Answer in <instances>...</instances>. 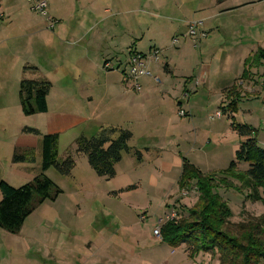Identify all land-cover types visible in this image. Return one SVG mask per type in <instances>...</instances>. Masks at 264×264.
<instances>
[{
	"label": "crops",
	"instance_id": "1",
	"mask_svg": "<svg viewBox=\"0 0 264 264\" xmlns=\"http://www.w3.org/2000/svg\"><path fill=\"white\" fill-rule=\"evenodd\" d=\"M227 2L231 6H226ZM173 3L178 7L184 5L188 8H200L208 14L198 20L202 21L203 29L208 32L207 37L200 41L201 45L202 41L205 40V47L200 51L202 54L204 50L206 53L213 50L214 53L224 57V66L212 73L210 66L203 65V70L198 75L193 73L194 69H191L192 73L180 79L170 62L163 61L161 68L153 67L154 63L157 62H152L150 70L157 68L155 71L161 77L160 81L157 82L149 76L141 77V89L136 90L126 75L128 55L132 51L147 53L153 47L163 51L169 45L171 46L174 38L170 32L167 35V44L163 45L161 39L149 34L150 27L144 32H140L142 31L141 19L136 21L135 28L129 29L127 23L118 22L116 19L114 21L109 16L99 17L98 15H101L100 6L95 9L97 15L90 17L81 12L76 13V6L73 4L66 5L65 1L59 5L61 8L55 7L56 14H51L54 20L53 27H51L47 17L46 20H37L33 19L30 14L25 15L24 13L20 16V10L23 7L22 0H0V11L2 8H6V13L10 17L14 15V18L19 20H13L11 27L0 23V35L3 37L0 39V130L7 131L6 125L13 124L14 119L17 118L23 123L20 128L22 132L25 126H30L38 129L41 134L58 135L60 150L62 142L65 143L68 140L69 147H71L78 137H91L90 135L93 136V134L90 133H95L103 125L122 127L133 133L131 146L144 151V153L142 151L143 159L141 162L146 160V153L151 155L152 152H155L156 156H152L153 163L163 165L164 171L171 170L173 167L182 170L186 158L203 172H209L201 168V165L194 160L193 155L196 152L208 154L210 150L208 146L213 144V131L211 128L208 130V143L206 145L199 143L200 131L197 130L198 128L194 123L196 115L193 114L195 108H199L198 104L196 101L191 103L194 95L189 96L184 101H181V95L185 91L196 92L197 94L199 86L202 85L208 94L203 95L204 98L198 95V100H204L203 102L207 107L215 102L214 90H221L218 94L220 95L218 107L221 108L228 103L225 90L237 84L234 82L241 75L236 77L231 84L229 83V77L234 72L232 69L234 55L238 60L237 57L240 55L237 51L241 50V54L248 55L246 57L248 58L255 54L259 48H263L260 46L254 51L253 45L248 46L250 38L247 29L249 30L252 25L264 22V0H213L212 4H216L215 9L208 8L210 5L207 0H178L177 2L173 0ZM93 5V7H97L96 1L93 2ZM63 8L69 13L63 12ZM125 8L129 10L127 7ZM104 12L109 13L110 9L106 7ZM238 12L242 14L233 15L223 20L216 19L212 25L205 27V24L210 23L214 16ZM259 13L262 15L260 16ZM192 15H196V12ZM0 17H3V12L0 13ZM21 18L27 23L21 22ZM162 19L165 20L168 17L164 16ZM185 23L187 24H185L187 31L184 35L189 37L188 20ZM164 24L166 23L164 22ZM8 29L11 31L10 33ZM222 33L229 35V40L221 44L217 39ZM145 35H148V42L150 43L146 44V48L143 44ZM159 36L164 38L166 33L160 32ZM1 45L4 46V50L1 49ZM172 45L175 46L173 42ZM44 50L47 51L46 54H44ZM160 61L161 59L157 64H160ZM106 62L111 63V67L108 69L104 67ZM191 66L192 63L189 67ZM24 67L29 70H25ZM9 73H12L11 76ZM23 77L46 80L51 83L46 112L30 116L23 113L19 97V83ZM176 80H180V84ZM196 80L199 81V84H196ZM155 81L157 85H155ZM164 104L167 106H163ZM177 105L178 108L186 106L188 111L187 116L178 117L179 121L176 120L177 118L175 119V114H168V109L173 107L177 109ZM161 110L162 112L159 113ZM176 115L178 116V114ZM28 117L35 119L32 125L27 124ZM186 118L189 121H186ZM231 122L230 120V126L225 128L222 134L236 132L232 128ZM218 126L221 127V125ZM20 134L21 140L18 145L23 148H34L37 153L39 150L42 158L41 135ZM188 136H190L189 140H186ZM141 142L143 143L140 144ZM233 150L235 157L237 149L233 147ZM167 151L175 152V159L172 162L159 161ZM68 154L69 149L65 148L64 152H59V157L64 159ZM129 155L133 161L132 158L135 155L133 153H129ZM219 158L224 160L225 157L220 156ZM36 161L40 162L37 155ZM210 169L215 171L217 168ZM167 205L170 206L169 203ZM24 227L25 223L18 234L4 235L5 246L6 242L11 243L8 244V251H6L8 256L12 253L15 255L21 252L26 255L34 247H38V252L41 253L40 258L34 257L36 259L42 258L41 262L43 263L49 261L50 264H62L64 262L62 259L68 257L70 262L65 261L64 264H102L106 261L104 254L94 252L96 248L99 249V246L92 248L93 246L87 245L90 238L83 237L84 243L89 246V251L85 253L77 254L80 252V248L75 250V248L70 247L64 250V247L59 245L54 248L51 247L49 250L46 241L39 239L41 238L39 233L30 235ZM98 232L99 234L95 239L106 240L107 237L103 230ZM89 242L95 244L94 241ZM100 246L106 247V241ZM72 252L75 254L72 255ZM35 258L29 259L30 264H41ZM13 264L18 263L14 262Z\"/></svg>",
	"mask_w": 264,
	"mask_h": 264
},
{
	"label": "rangeland",
	"instance_id": "2",
	"mask_svg": "<svg viewBox=\"0 0 264 264\" xmlns=\"http://www.w3.org/2000/svg\"><path fill=\"white\" fill-rule=\"evenodd\" d=\"M63 1L66 2V5H75L76 13L81 12L83 15L90 17L97 15L95 9H98V6H100L101 15H98L99 17L109 16L114 21L116 19L118 22L127 23L129 29L135 28L136 21L141 19L142 22H140V25H142V31L140 32H144L150 27L149 34L161 39L163 45L167 44V35L169 32L172 37H179V43L173 46L171 42V46L169 45L168 47L169 49L166 48L162 51L163 53L160 56L161 63H154L153 67L158 66L161 68L163 61L170 62L176 71L177 77L180 79L192 73L190 71L191 69H194L195 71L193 73L198 75L203 70V65L210 66L212 73L224 66V57L214 53L213 50H209L208 53L204 50L201 54L200 50L204 49L205 40L202 41L200 46L194 47V45L192 46L194 41L191 37L184 35L187 31L185 21L188 20V23L194 20L198 21L201 17L208 15L206 12H203V9H196V7L188 8L184 5L178 7L175 6L173 0H51L48 9L49 16L52 17L51 14H56L54 11L55 7H58ZM94 1H96L97 7H93ZM175 1L177 2L178 0ZM207 2L210 5L208 7L209 9L216 8V4H214L215 7L212 4L213 0H207ZM225 5L231 6L228 2ZM22 6L19 13L20 16L25 13V15L30 14L33 19L46 20V17L40 12L32 9V4L29 1L22 0ZM106 7L110 9L109 13L104 12V8ZM59 8L61 7L59 6ZM72 9L74 10V8ZM62 10L65 13H69L65 8ZM2 12L3 17H0L1 25L5 24L7 27H11L12 21L18 20L14 18V15L10 17L6 13V8H2L0 13ZM195 12L196 15H192ZM240 14L242 13L238 12L234 14H221L217 17L214 16L210 23L205 24V27L212 25V22L214 23L216 19L223 20ZM259 15L261 16L262 13H259ZM164 16L168 17V19L163 20L162 17ZM26 18L28 17L26 16ZM20 21L27 23L23 18ZM16 25L18 24L16 23ZM261 26H263L262 29H260ZM263 29L264 22L252 25L249 30L247 29L250 38L248 46L253 45L252 49L254 51L260 46L264 49ZM8 32L10 33L11 31L8 29ZM160 32L163 34L166 33V36L164 38L160 37ZM261 32L263 34H260ZM1 38L3 37L0 35ZM148 39V35H145L143 40L144 48H146V44H150ZM228 40L229 35H225L224 33L217 39L221 44ZM1 49L4 50L3 45H1ZM46 53L47 51L44 50V54ZM237 53L240 56L237 57V60L234 55L232 62L234 72L229 77V83L231 84L241 74L240 78L234 82L237 83L241 92L238 110L235 113V120L238 123H247L255 127L259 144L264 147V61L261 64L260 62H253L252 65H245L248 55L241 54V50H238ZM190 63H192L191 67H189ZM24 69L29 70L27 67H24ZM245 69L250 72V78L243 77ZM155 70L152 69V73L154 76H158ZM11 74L9 73V76ZM158 77L161 79L160 76ZM156 81L154 82L155 85H157ZM176 81L180 84V80ZM219 91L221 90H214L215 102L209 107L205 105L204 100H198V95L203 97V95L208 94L202 85L199 86L197 94L196 92L189 94V96L194 95L191 103L196 101L199 107L193 111V114L196 115L194 123L198 128L197 130L200 131L199 143L206 145L208 143V130L211 128L213 131V144L208 146L210 149L208 154L196 152L193 155L194 160L201 165L203 170L209 171L205 172L209 174L219 173L228 167L234 159L235 149L233 150V147L238 149L241 141L245 139L239 136L241 138L240 140L236 132H232L233 134H222L223 130L230 126L228 113L223 112L221 118H212L217 110L221 109L218 107L220 103ZM163 106H167V104ZM178 109V105L177 109L175 107L168 109V114H175L177 121H179L178 117H180ZM34 120V118L28 117L27 124L32 125ZM186 121L189 120L186 118ZM1 123L4 122L1 121ZM22 124V122L15 118L13 124L6 125L5 129L7 131L0 130V181L4 180L14 187L31 181L41 172V155L39 150L38 153L36 151L35 155H37L40 162L15 163L13 161L16 148L24 149L18 145L21 140L20 133H27H23L22 130L20 131ZM218 125H221V127ZM96 132L90 134L94 135ZM32 135L38 136L35 134ZM189 137H186V140H189ZM142 141L144 142V139ZM237 143L238 145L235 147ZM69 146L70 143L68 140L65 143L62 142L59 152L62 153L65 148H68L69 154L75 156L76 166L71 175H62L54 167L45 172L63 192L56 200H46L43 204L39 205L25 221L24 228H26V231L30 235L39 233L41 237L39 239L46 241L49 245V250H51V247L54 248L59 245L60 247H64V250L70 247L75 248V250L80 248V252H77V254H80L89 251V246L87 245L93 246L92 248L99 246V249L96 248L94 252L96 254H104L106 261L102 264H219L218 255L200 253L196 256H191V250H189L187 245L173 248L163 243L153 233L156 222L160 217L171 214L173 212L171 210L173 209H176L175 212H177L178 217L181 212H187L185 208L188 209L195 206L198 201L199 191L194 182L188 187L179 188L178 181L182 170L173 167L171 170L164 171L163 165L153 163L152 156H156L155 152H152L151 155L146 153V160L143 162L139 161L136 156L132 158L135 161L133 162L131 156L125 154L123 161L116 165V176L112 179H107L96 174L90 166L86 155L80 156V154H76L74 143H72L71 147ZM40 149L42 150L41 146ZM174 153L173 151L165 152L163 158L159 161L172 162L176 156ZM189 156L192 157V155ZM220 156H224V160L220 159ZM59 158L63 160L62 157ZM248 167V163L239 165V169L242 171ZM210 168L217 169L212 171L213 169ZM233 181L237 185H240L239 181ZM240 188L244 189L238 190L224 186L217 188V191L229 203L232 209L233 222L248 221L251 217L263 216L264 199L256 201L250 196L252 192L249 189L242 186ZM185 190L188 193L183 195ZM260 193L263 197L264 194L261 191ZM1 197L0 192V200ZM142 214H145L147 218L141 220L139 215ZM100 230H103L104 235L107 237L106 240L95 239ZM10 234L0 228V258L2 257L0 260H3L0 261V264H13L14 262L18 264H30V258H40L41 253L38 252V247H34L26 255L21 252L15 255L12 253V255L8 256L6 251H8V244L11 243L6 242L5 246V238L3 237L4 235ZM83 237L86 239L90 238L89 241H94L95 244L93 245L88 241L86 245ZM105 241L107 246H100ZM95 253L92 252V254ZM73 254L75 252H72ZM36 260L41 264H50L49 261L45 263L41 262L42 258ZM62 260L64 262H70L69 257L67 259L63 258Z\"/></svg>",
	"mask_w": 264,
	"mask_h": 264
},
{
	"label": "trees",
	"instance_id": "3",
	"mask_svg": "<svg viewBox=\"0 0 264 264\" xmlns=\"http://www.w3.org/2000/svg\"><path fill=\"white\" fill-rule=\"evenodd\" d=\"M264 49L248 57L245 65L263 63ZM244 78H250L245 69ZM242 77V78H243ZM51 83L46 80L23 78L20 82L19 97L26 116L48 110L47 97ZM228 103L221 106L232 121V128L242 138L235 157L228 167L219 173H205L188 159H184L179 179L180 188L193 182L199 191L195 206L185 208L187 212L168 220L162 227V242L173 248L187 245L191 256L200 253L218 255L219 264H264V215L251 217L248 221L233 222L229 203L217 188L249 189L254 200H263L264 194V147L259 144L255 127L238 123L234 113L238 110L241 92L237 84L225 90ZM23 132L41 135V172L31 181L14 187L0 181V228L18 234L26 219L46 200H56L63 190L45 172L54 167L62 175H71L76 166L75 156L68 154L60 160L58 135L41 134L33 127L25 126ZM133 133L126 128L103 125L91 137L80 136L75 140L76 154L87 156L88 162L98 176L112 179L116 176V165L125 154L133 153L142 161V151L131 146ZM34 148H16L13 161L35 162ZM248 163L242 171L239 165ZM233 180L240 182L237 185ZM116 194V193H115ZM140 217V215H139ZM147 217V216H146Z\"/></svg>",
	"mask_w": 264,
	"mask_h": 264
},
{
	"label": "built area",
	"instance_id": "4",
	"mask_svg": "<svg viewBox=\"0 0 264 264\" xmlns=\"http://www.w3.org/2000/svg\"><path fill=\"white\" fill-rule=\"evenodd\" d=\"M32 4V9L40 12L43 16L47 17L50 22V26L53 27V17L49 16L48 8L50 4V0H28ZM188 35L191 37V39L194 41V46L198 47L200 45V41L207 37L208 32L203 29V23L202 21H191L188 23ZM179 37H174L172 39V42L174 45H177L179 43ZM162 50L157 47H153L148 53H140L136 51L130 52L127 58V77L128 80L132 83L133 87L136 90L141 89L140 79L144 76L153 77L158 81H160V78L158 76H154L152 71L150 70V64L152 62H158L160 60ZM104 67L106 69L111 67L110 62H106L104 64ZM196 84H199V81L196 80ZM189 91H185L183 95L181 96V101L187 100L189 98ZM182 103V102H181ZM178 114L181 117L187 116L188 111L184 106H180L178 110ZM223 116V111L219 109L212 117L220 118ZM188 192L185 190L183 192V195H186ZM177 216V212L175 210L165 217H160L158 221L156 222V225L154 227V235L162 240V227L163 225L168 221ZM146 215L142 214L140 215V219L144 220L146 219Z\"/></svg>",
	"mask_w": 264,
	"mask_h": 264
}]
</instances>
